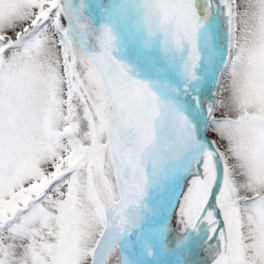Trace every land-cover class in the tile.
Returning a JSON list of instances; mask_svg holds the SVG:
<instances>
[{
	"label": "snow or ice",
	"instance_id": "snow-or-ice-1",
	"mask_svg": "<svg viewBox=\"0 0 264 264\" xmlns=\"http://www.w3.org/2000/svg\"><path fill=\"white\" fill-rule=\"evenodd\" d=\"M0 264H264V0H0Z\"/></svg>",
	"mask_w": 264,
	"mask_h": 264
}]
</instances>
